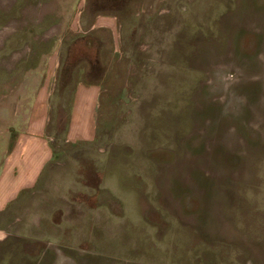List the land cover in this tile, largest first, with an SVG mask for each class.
I'll list each match as a JSON object with an SVG mask.
<instances>
[{
  "label": "rangeland",
  "instance_id": "374dc122",
  "mask_svg": "<svg viewBox=\"0 0 264 264\" xmlns=\"http://www.w3.org/2000/svg\"><path fill=\"white\" fill-rule=\"evenodd\" d=\"M82 81L104 90L71 143ZM45 86L62 153L0 264H264V0H0V161Z\"/></svg>",
  "mask_w": 264,
  "mask_h": 264
},
{
  "label": "crops",
  "instance_id": "0c3cea01",
  "mask_svg": "<svg viewBox=\"0 0 264 264\" xmlns=\"http://www.w3.org/2000/svg\"><path fill=\"white\" fill-rule=\"evenodd\" d=\"M93 18H90V29L98 27L113 30L118 26V17L112 13H99ZM103 90L99 82L82 81L77 84L71 102L67 142L94 139ZM51 91L48 86L39 88L32 102L16 110V124H22V127L17 130L11 145L7 137L9 148L0 161V222L12 204L35 189L45 170L62 153L55 150L48 132Z\"/></svg>",
  "mask_w": 264,
  "mask_h": 264
}]
</instances>
